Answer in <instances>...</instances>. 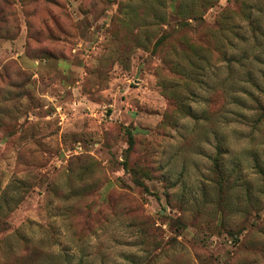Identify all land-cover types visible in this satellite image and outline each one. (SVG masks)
<instances>
[{"label":"rangeland","instance_id":"obj_1","mask_svg":"<svg viewBox=\"0 0 264 264\" xmlns=\"http://www.w3.org/2000/svg\"><path fill=\"white\" fill-rule=\"evenodd\" d=\"M193 8L0 0V264H264V0Z\"/></svg>","mask_w":264,"mask_h":264},{"label":"trees","instance_id":"obj_2","mask_svg":"<svg viewBox=\"0 0 264 264\" xmlns=\"http://www.w3.org/2000/svg\"><path fill=\"white\" fill-rule=\"evenodd\" d=\"M193 1V7H197L198 6V3H199V5L202 7V9H201V11H200V13L199 14H189L188 15V17H187V19H189V20H192V21H195V22H201V21H203V14L207 11V9H209L210 7L212 8V7H214V5H215V2L217 1H214V2H212V5H210V6H208V7H204V4L206 3V1H208V0H192ZM244 4L245 3H241L240 5H239V12H240V14H243L244 13ZM195 8H193V10L195 9ZM246 9H247V6L245 7ZM246 11V10H245ZM1 13V12H0ZM246 20H247V23H248V25L250 26V28H251V30L252 31H258V28H257V25H256V22L255 21H253L252 19H251V16L250 15H247L246 17ZM223 19H224V16H223ZM227 19V21H226V23H225V25H227V23H228V17L226 18ZM0 21L2 22V20L0 19ZM216 26H215V28H217V30H219V31H221L222 29H223V27H224V23H223V25H221L220 23L219 24H215ZM199 30H201V29H199ZM147 35L148 34H146V38H147ZM235 35V34H234ZM167 41V36H162V37H160L159 39H157L156 40V42H155V46H160V45H162V44H164L165 42ZM194 41L193 40H191V44L192 45H195L194 43H193ZM181 44V39H179L176 43H175V45L176 46H179ZM228 45L230 46V48L232 47V41H229V43H228ZM190 51H192V47H190ZM185 54V53H184ZM225 56H226V53H225ZM260 110H261V117L262 118H264V107H262L261 105H260V108H259ZM130 137H129V148H128V150L127 151H131L132 150V147L134 146V140H133V137H132V135L130 134L129 135ZM215 166H216V171H217V174H219L220 173V167H219V163H218V160H217V162L215 163ZM136 183L137 184H139L140 186H143V184L144 183H142V182H140V181H136Z\"/></svg>","mask_w":264,"mask_h":264}]
</instances>
